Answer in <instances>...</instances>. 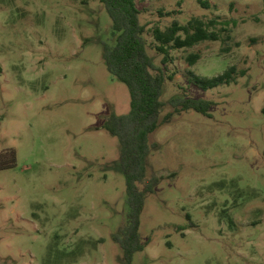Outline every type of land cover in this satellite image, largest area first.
<instances>
[{
	"label": "rangeland",
	"instance_id": "1",
	"mask_svg": "<svg viewBox=\"0 0 264 264\" xmlns=\"http://www.w3.org/2000/svg\"><path fill=\"white\" fill-rule=\"evenodd\" d=\"M208 1L136 0L148 53L174 79L149 135L141 187L158 182L132 264H264V0ZM192 17L229 24L210 27L219 40L169 49L163 65L150 28ZM114 41L99 0H0V161L14 150L0 168V264H123L120 142L103 127L130 107L103 58ZM230 66V83L190 81ZM176 97L211 100L210 116L176 110Z\"/></svg>",
	"mask_w": 264,
	"mask_h": 264
},
{
	"label": "trees",
	"instance_id": "2",
	"mask_svg": "<svg viewBox=\"0 0 264 264\" xmlns=\"http://www.w3.org/2000/svg\"><path fill=\"white\" fill-rule=\"evenodd\" d=\"M112 22V45L104 44V62L113 77L124 83L130 95V107L127 113L110 114L103 124L110 134L120 142L119 165L125 178L126 202L128 205L127 224L121 233L114 237L123 252V264H132L135 252L143 249L138 236L140 214L144 206L145 195L152 191L158 178L152 177L143 187L147 176L146 158L150 152L149 135L159 126L160 111L163 103L161 93L165 79L173 80V74L165 73L149 55L146 39L149 23L140 19L141 10L136 0H99ZM203 8H210L208 0H197ZM229 21H218L216 18L203 20L192 17L182 24L174 19L169 25L161 28L154 24L151 29L155 41V50L162 55V64L169 62V49L193 47L203 41H215L220 35L210 27ZM226 31V28H222ZM230 38V34H227ZM200 58L199 53H190L186 60L194 65ZM236 69L230 66L222 74L214 77H199L189 72L191 83L203 90L234 80ZM176 110L193 109L210 116L211 100L205 98L176 97L171 100ZM171 113L164 120H168ZM156 146V144H154ZM12 161H0V168L7 167L14 161V150H10ZM5 153V152H4ZM4 153L0 154V158Z\"/></svg>",
	"mask_w": 264,
	"mask_h": 264
}]
</instances>
